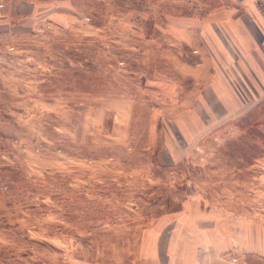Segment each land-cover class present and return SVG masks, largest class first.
I'll list each match as a JSON object with an SVG mask.
<instances>
[{
  "label": "rangeland",
  "instance_id": "obj_1",
  "mask_svg": "<svg viewBox=\"0 0 264 264\" xmlns=\"http://www.w3.org/2000/svg\"><path fill=\"white\" fill-rule=\"evenodd\" d=\"M70 1L0 24V264H154L182 208L186 263L264 264V0Z\"/></svg>",
  "mask_w": 264,
  "mask_h": 264
},
{
  "label": "crops",
  "instance_id": "obj_2",
  "mask_svg": "<svg viewBox=\"0 0 264 264\" xmlns=\"http://www.w3.org/2000/svg\"><path fill=\"white\" fill-rule=\"evenodd\" d=\"M1 2L2 6H0V24L5 23L4 25H16L15 23L18 22L20 24L22 23L28 25L31 24V21H34L43 16H47L48 18H50V20L51 18H54L53 20L65 19L64 15L67 14L66 11L71 6L70 0H0V3ZM232 42L233 45L231 47L230 54L233 56L235 49L236 52L238 51L240 53V55H244L245 47H242L238 43V40ZM227 64L228 66L225 67V69L221 67V71L214 73L215 75H213L214 77L212 76V79L226 80L228 81V85L230 83L234 87L235 82L242 81V79L247 78L246 73L244 72L245 68L240 69L241 66H244L243 63L238 62L232 66L230 65V63ZM215 67L217 68L218 66L215 65ZM236 88L240 89V87L238 86ZM222 89L223 88L221 85L216 86L215 89L213 88V86L211 87L212 94L216 96L218 94L217 91H220ZM225 90L227 91L228 89L226 88ZM243 93L247 96L246 91ZM243 93L241 91L240 93H238L230 87L229 95L231 96L237 97V95H243ZM246 103L247 98L243 99V104ZM177 212L184 213H182L183 215L179 216L178 218H175V222L172 221L174 222L173 224H170V222L166 223V219H168L169 217H164L165 214L157 218L156 223L159 221L160 226L161 224H163L160 229L162 239H160L159 234L156 235L154 244V248H156V250L151 254V259L155 257L156 264H175L177 263L178 258L181 259L180 261L183 260L181 264H200L195 263L194 259H192L193 263H186V258L183 259L181 257L187 256L188 260L190 259V256L194 254L193 249H191L193 248L191 242L194 243L195 234H192L191 228H193L192 225L194 223L196 224L197 218L191 216V214L187 213L183 208L181 210H178ZM183 217L188 218L189 225H186V223L182 221ZM163 221H165V223ZM190 226L191 228H189ZM194 246L196 247V244ZM193 257L198 256L194 254ZM159 260L161 261V263L159 262ZM216 261L218 264H246L244 261H239L238 259L236 261H224V259L220 261L219 259H216ZM207 264H211V262L207 261Z\"/></svg>",
  "mask_w": 264,
  "mask_h": 264
},
{
  "label": "built area",
  "instance_id": "obj_3",
  "mask_svg": "<svg viewBox=\"0 0 264 264\" xmlns=\"http://www.w3.org/2000/svg\"><path fill=\"white\" fill-rule=\"evenodd\" d=\"M0 6H2V2L0 3Z\"/></svg>",
  "mask_w": 264,
  "mask_h": 264
}]
</instances>
